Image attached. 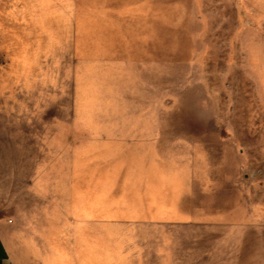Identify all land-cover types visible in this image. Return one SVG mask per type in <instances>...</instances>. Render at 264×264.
Wrapping results in <instances>:
<instances>
[{
	"label": "rangeland",
	"instance_id": "1",
	"mask_svg": "<svg viewBox=\"0 0 264 264\" xmlns=\"http://www.w3.org/2000/svg\"><path fill=\"white\" fill-rule=\"evenodd\" d=\"M0 26L18 264H264V0H0Z\"/></svg>",
	"mask_w": 264,
	"mask_h": 264
},
{
	"label": "crops",
	"instance_id": "2",
	"mask_svg": "<svg viewBox=\"0 0 264 264\" xmlns=\"http://www.w3.org/2000/svg\"><path fill=\"white\" fill-rule=\"evenodd\" d=\"M5 27L0 26V44H3ZM4 192L0 190V264H18L12 250L11 221L5 214L7 210Z\"/></svg>",
	"mask_w": 264,
	"mask_h": 264
}]
</instances>
